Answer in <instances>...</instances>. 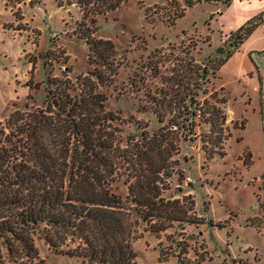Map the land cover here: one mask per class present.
Returning <instances> with one entry per match:
<instances>
[{"label":"rangeland","instance_id":"1","mask_svg":"<svg viewBox=\"0 0 264 264\" xmlns=\"http://www.w3.org/2000/svg\"><path fill=\"white\" fill-rule=\"evenodd\" d=\"M252 6L264 0H0L5 28L23 33L0 28V122L17 107L42 106L48 79L77 85L98 69L106 106L125 134L135 131L134 121L157 126L142 111L149 90L168 88V77L191 60L207 70V59L233 50L209 84L226 100L228 138L214 147L202 129L183 141L165 182L166 198L187 208L193 201L187 216L205 220L161 232L141 224L132 241L136 264H264V52L255 51L264 47V14L255 16ZM252 21L258 25L237 47L231 33ZM85 26L114 42L111 66L90 64L88 44L78 37ZM37 247L36 264H82L53 254L44 241Z\"/></svg>","mask_w":264,"mask_h":264},{"label":"trees","instance_id":"2","mask_svg":"<svg viewBox=\"0 0 264 264\" xmlns=\"http://www.w3.org/2000/svg\"><path fill=\"white\" fill-rule=\"evenodd\" d=\"M257 25L231 33L237 47ZM82 29L78 37L88 44L90 64L111 66L114 42ZM229 55L207 59V70L191 60L168 77V88L149 90L142 111L158 125L133 120L136 129L127 134L106 106L108 95L100 90L106 79L98 69L79 76L77 85L48 79L42 106L12 111L0 122V264H36L38 240L82 264H136L132 241L141 224L161 232L174 222H203L187 216L193 201L187 208L164 196L165 182L179 165L183 141L202 129L214 147L228 138L226 100L209 84Z\"/></svg>","mask_w":264,"mask_h":264},{"label":"crops","instance_id":"3","mask_svg":"<svg viewBox=\"0 0 264 264\" xmlns=\"http://www.w3.org/2000/svg\"><path fill=\"white\" fill-rule=\"evenodd\" d=\"M249 9H250V11L261 10V9H262V10H263V11H262V14H264V6H262V7H261V6H252V7H250ZM260 13H261V12H256V11H255L254 14H255V16H256V15H258V14H260ZM4 14H5V13L0 12V17H1L2 15H4ZM7 15L10 16V14H7ZM258 18H259V17H258ZM10 19H11V16H10ZM262 19L264 20V17H262ZM12 21H13V20H12ZM12 21H11V22H12ZM0 28L4 29V30H6V31H9V32L12 31V30L15 32V29L17 30V28H15V29H11V28H10V29H6V28H5V23H4L1 19H0ZM18 31H19V32H18L17 34H19V35H23V33L21 32L22 30L20 31V30L18 29ZM237 31H238V30H237ZM235 32H236V31H235ZM232 33H233V32H232ZM17 34H16V32H15V36H17ZM228 36H229V35H228ZM249 37H250V36H249ZM230 46L232 47L233 45H230ZM255 51L264 52V47H262V48H258V49H255ZM27 91H28V90H27ZM28 92H29V91H28Z\"/></svg>","mask_w":264,"mask_h":264}]
</instances>
